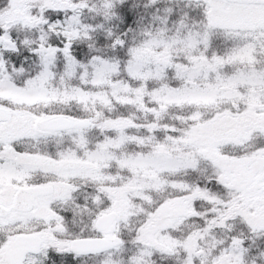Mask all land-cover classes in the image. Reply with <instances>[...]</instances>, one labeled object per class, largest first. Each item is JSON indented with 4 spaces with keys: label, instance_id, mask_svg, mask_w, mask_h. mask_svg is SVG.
Returning <instances> with one entry per match:
<instances>
[{
    "label": "snow or ice",
    "instance_id": "6c2138e0",
    "mask_svg": "<svg viewBox=\"0 0 264 264\" xmlns=\"http://www.w3.org/2000/svg\"><path fill=\"white\" fill-rule=\"evenodd\" d=\"M0 264H264V0H0Z\"/></svg>",
    "mask_w": 264,
    "mask_h": 264
}]
</instances>
